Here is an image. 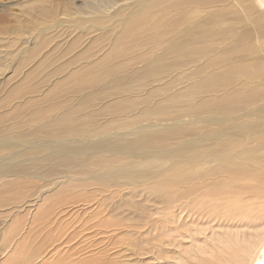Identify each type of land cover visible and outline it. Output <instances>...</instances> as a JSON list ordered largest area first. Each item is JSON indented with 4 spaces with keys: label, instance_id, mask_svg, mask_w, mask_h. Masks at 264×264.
I'll list each match as a JSON object with an SVG mask.
<instances>
[{
    "label": "bare ground",
    "instance_id": "obj_1",
    "mask_svg": "<svg viewBox=\"0 0 264 264\" xmlns=\"http://www.w3.org/2000/svg\"><path fill=\"white\" fill-rule=\"evenodd\" d=\"M261 4L259 0H63L61 3L31 0L19 15L13 14L16 23L26 17L28 26L55 20L53 26L49 24L37 30V33L47 34L51 28H57L52 35L54 38L63 34L61 26H75L81 34L98 31L99 39L105 36V40L111 36L113 45L120 40L122 47L117 52L120 57L115 55L116 50L107 49L106 56L101 53V58L105 57L109 65L98 76V80H105L103 84H106L100 93L110 96L105 107L130 103L139 93L142 100L134 108L135 117L147 119L146 116L155 115V118L153 122L138 121L128 128H111L110 122H95L98 110L90 107L88 98L96 92L91 90L73 105L62 107L54 119L43 121L35 128L33 132L49 136L47 140L40 139L34 145L23 144L25 141L19 138L0 140V149L10 157L24 160L33 149L40 154L29 157L35 161L49 156L69 158L77 166L104 153L123 156L134 151L143 154L145 146L165 141L160 134L178 140L184 134L177 131L184 125L161 121L167 120L162 118L168 116L169 101H174L165 91L168 85L184 79L194 70L199 73L204 66L205 74L197 75V80L222 78L223 81L203 85L198 100L190 105L189 114H198L193 119L196 125L209 127L207 133L213 135L203 141L224 146L225 141L236 135L257 142L248 154L234 153L232 164L238 173L230 181L237 189L235 203L232 209L223 210L222 215L217 208L201 206V195L198 202L199 198L187 194L163 208L154 206L152 213H136L131 230L126 223L100 221V231L109 233L110 239L115 234L129 235L126 241L118 238L111 247L102 249L94 244L75 247L76 243H70L65 237L42 240L37 245L26 241L19 247L16 245L13 253L0 264H255L264 248V146L258 145L259 137H264V7ZM224 6L234 7L240 15L237 25L243 34L239 33L238 44H232L236 38L229 40L227 36L236 28L235 22L231 18H226L230 22L217 18ZM22 15L23 19L19 17ZM69 18L92 24L61 22L62 19L70 22ZM181 24L187 25L184 33L176 28ZM38 39L46 41L45 36ZM250 41L253 46L248 47ZM75 44L74 38L68 39V47ZM251 47L257 52L256 57H246ZM225 53L229 63L223 65L221 57ZM228 69L232 78L224 76L227 72H221ZM166 76V85L159 84ZM243 90L247 91L244 95ZM210 96L215 99L213 103L205 101ZM226 97L234 99L223 102ZM65 99L62 96L61 102ZM61 102L55 101L53 105L58 107ZM122 122L120 119V126ZM95 132L101 136L92 139L89 135ZM17 135L29 137L22 132ZM170 154L174 156L175 153ZM244 190L250 194L246 196ZM194 199L198 211L186 207ZM125 212L122 218H126ZM50 213L40 212L39 216L43 220ZM46 250L53 252L45 254ZM45 255L46 261L39 262Z\"/></svg>",
    "mask_w": 264,
    "mask_h": 264
},
{
    "label": "rangeland",
    "instance_id": "obj_2",
    "mask_svg": "<svg viewBox=\"0 0 264 264\" xmlns=\"http://www.w3.org/2000/svg\"><path fill=\"white\" fill-rule=\"evenodd\" d=\"M30 1L0 0V140L19 138L25 141L23 144L33 145L40 139L47 140L49 136L33 132L35 128L43 121L54 119L62 107L73 105L81 95L88 94L91 90L96 92L93 97L88 98L90 107L98 110L95 122H110L111 128L133 127L142 120L153 122L155 115L146 116L147 119L135 117L134 108L141 99L139 93L132 97L130 103L105 107V101L110 96L109 93H100L105 90L106 84H103L105 80H98V76L109 65L108 60H104L105 57L101 58V53L106 56L107 49L116 50L115 55L120 57L117 54L122 47L120 40L113 45L111 36L107 40L105 36L99 39L98 31L81 34L75 26H61L63 34L56 35L55 38L52 35L56 34L57 28H51L47 34L37 33L39 28L52 25L55 20L48 19L30 26L24 15L19 16L21 19L25 17L22 22L16 23L13 20V14L19 15ZM61 1L63 0H50L52 3ZM259 1L264 7V0ZM225 7H221V15L217 18L225 21H228L226 18H231L235 22L236 28L227 36L229 40L236 38L237 41L232 44H238V35L240 32L243 34V30L237 25L240 15L235 12L234 7ZM69 21L61 20L65 24H92L87 20H83L87 23L75 22L71 18ZM224 24L223 21L222 25ZM176 28L184 33L187 25L181 24ZM42 36L46 37V41L38 39ZM69 38H74V46L68 47ZM252 44L250 41L248 47ZM35 45L37 47L32 52ZM220 45L217 46L220 48ZM246 53V57L257 55L252 47ZM227 54H222L223 65L229 63ZM88 62L91 64L87 65ZM204 67L199 69V73L194 70L184 79L168 85L165 91L174 101L166 102L170 104V108L168 116L162 119L167 120L161 121L184 125L177 131L184 134L178 140L168 139L160 134L165 141L145 146L143 154L134 151L123 156L104 153L100 157L91 158L90 162L78 163L77 166L69 158L54 159L49 156L35 161L29 157L40 154L31 148L24 160L12 158L4 149H0V261L6 260L16 245L19 247L26 241L36 244L42 240H61L65 237L70 243H76L75 247L89 244L102 249L111 247L115 240L122 238L126 241L125 238L129 235L115 234L110 239L109 233L104 234L102 229L100 231L101 222L126 223L131 230L136 213H152L154 206L163 208V205L167 206L170 201H176L180 196H188L187 194L188 197L199 198L198 202L201 195L200 205L217 208L220 214L225 209H232L237 189L230 179L238 173V169L232 164L234 153L248 154L257 141L236 135L225 141L224 146H219L214 141H203L207 136L213 135L207 133L209 127L196 125L193 119L198 114L191 116L189 108L198 100L199 89L203 85L223 81L222 78L197 80V75L205 74ZM222 71L228 73L224 76L232 78L230 69ZM166 81L167 76L158 83L165 86ZM97 88L100 90L96 91ZM48 93L50 95L46 96ZM241 93L244 95L247 91L243 90ZM62 96L66 97L65 102H61ZM233 99L226 97L222 101ZM214 100L211 96L205 99L207 103H213ZM55 101L61 102L58 107L53 105ZM25 103L27 104L23 105ZM141 105L142 103L139 109ZM120 119L123 121L122 126ZM21 132L29 137H19L17 133ZM90 134L92 139L101 136L97 132ZM258 145L264 146L263 136L259 137ZM180 148L183 150L178 152ZM170 153L175 154L172 156ZM244 194L248 196L250 193L244 190ZM186 207L190 211H198L195 199ZM124 210L126 218H122ZM48 211L51 212L49 217L41 220L39 213ZM93 224L97 226L92 227ZM11 245L13 247L9 248ZM48 251L50 250L44 253ZM46 257L47 255L39 262L46 261ZM255 264H264V248Z\"/></svg>",
    "mask_w": 264,
    "mask_h": 264
}]
</instances>
